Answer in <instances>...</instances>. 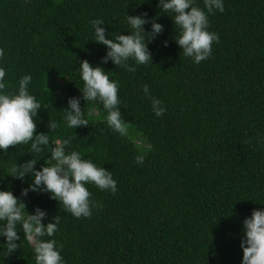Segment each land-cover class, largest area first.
Wrapping results in <instances>:
<instances>
[{"label":"trees","instance_id":"obj_1","mask_svg":"<svg viewBox=\"0 0 264 264\" xmlns=\"http://www.w3.org/2000/svg\"><path fill=\"white\" fill-rule=\"evenodd\" d=\"M223 4V13L208 15L219 43L196 64L175 42V14L161 11L159 0H0L5 93L18 94L19 80L32 77L28 92L41 105L35 135L50 140L40 153L30 151L31 142L0 151V191H11L28 214L46 212L45 226L60 217L56 233L42 239L56 241L63 264H242L243 221L264 211V0ZM194 6L204 9L203 0ZM143 13L164 28L147 44L152 64L129 60L133 73L102 63L107 48L95 43L89 22L102 20L115 41L131 32L126 15ZM83 60L118 83L126 135L108 127L102 103L83 100ZM145 85L166 109L162 116L152 111ZM69 98H80L88 127L67 126ZM50 121L58 124L52 132ZM70 137L66 154L79 152L117 184L115 194L85 185L102 205L90 218H75L45 192L22 197L33 177L10 174L31 159L36 170L53 166L52 148ZM17 231L19 248L7 257L0 237V264H35L19 224Z\"/></svg>","mask_w":264,"mask_h":264},{"label":"clouds","instance_id":"obj_2","mask_svg":"<svg viewBox=\"0 0 264 264\" xmlns=\"http://www.w3.org/2000/svg\"><path fill=\"white\" fill-rule=\"evenodd\" d=\"M204 9L194 6V0H159L158 7L161 11L172 15L173 23L177 30L175 42L181 48L185 57L192 58L199 64L212 56L213 43H219L217 33L208 31V15L225 11L223 0H203ZM206 10V11H205ZM147 13L142 16L126 15L127 24L131 28L129 35H118L113 41L107 38V33L100 19L91 20L94 31L95 43L107 48V54L102 63L111 61L117 67H122L128 72H135V67L128 65L133 60L138 65L152 64V53L147 44L161 35L163 25L156 22V18L148 20ZM151 24V31L145 32L144 26ZM167 47V41L164 42ZM4 52L0 49V58ZM83 81V100L100 102L107 111L106 123L109 128L120 135L127 134L128 123H125L120 112V99L118 96V83L110 80L104 69L93 67L87 60L80 63L78 69ZM6 72L0 68V151L7 152L10 147L15 148L20 144L31 142L30 151L40 153L42 146L50 144L49 135H35L38 110L40 103L35 96L28 92V85L32 77L25 75L19 80L18 94H6L4 82ZM146 97L151 99L152 111L157 117L164 114L165 108L159 99H152L147 85L143 87ZM65 120L69 128L88 127L89 121L81 111L80 98H69L68 108L65 109ZM49 129L54 131L58 124L50 121ZM69 139L57 141L52 148L50 158L55 161L53 166H45L40 170L35 169L36 160H29L23 165L17 164L10 168L11 177L23 179L26 175L33 177V182L27 189L22 190L21 196L26 197L29 191L45 192L50 198L63 205V210L75 218H90L93 208H102V205L91 200V193L85 185L92 184L101 191L117 192L116 181L110 171L97 167L93 162L81 158L79 152H65ZM144 156L138 155L135 163L143 164ZM46 212L39 208L35 214L26 212V205L11 191H0V237L6 238L3 256L14 253L20 239L17 231L19 224L26 240L33 247L35 264H63L60 250L55 240L42 239L52 237L58 230L60 217L56 216L53 222L45 226L42 221L46 219ZM244 239L241 241L243 251L242 264H264V211L253 210L250 218L243 221ZM63 245L59 246L62 249Z\"/></svg>","mask_w":264,"mask_h":264}]
</instances>
